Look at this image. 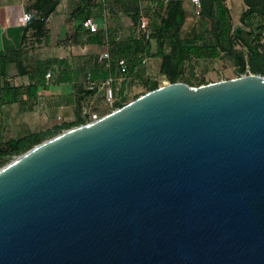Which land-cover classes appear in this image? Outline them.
<instances>
[{"label": "water", "instance_id": "water-1", "mask_svg": "<svg viewBox=\"0 0 264 264\" xmlns=\"http://www.w3.org/2000/svg\"><path fill=\"white\" fill-rule=\"evenodd\" d=\"M0 264H264V74L168 81L2 165Z\"/></svg>", "mask_w": 264, "mask_h": 264}, {"label": "crops", "instance_id": "crops-1", "mask_svg": "<svg viewBox=\"0 0 264 264\" xmlns=\"http://www.w3.org/2000/svg\"><path fill=\"white\" fill-rule=\"evenodd\" d=\"M35 1L0 0V143L34 132L54 121L58 115L64 118L65 123L73 122L78 102H82L86 95L92 93L87 89L88 81L84 78L86 71H90L91 78L98 81L111 79V85L115 90L121 88L129 78L128 74H121L117 63L119 58L126 59L128 73L129 67L133 72L137 70V66L133 67V60L136 57L139 60L146 59L145 64L151 63L153 70L160 71L161 58L154 54L157 48L152 49L151 44L149 53L136 56L130 52L119 51L120 43L135 37L134 35L114 43L112 59L106 60V67H103L104 63L97 64L95 61L90 63L91 56L100 55L108 50V47L106 44L90 41L93 38L92 34L95 33L88 32L84 27L83 21L87 17H84L81 11H89L88 17L96 21L98 19L95 16L96 13L90 9L88 2L94 1L96 4H101L104 0H54L55 8L45 22L44 28L47 29L48 34L46 38L50 41L54 36L58 38V34L61 35L62 31L65 35L68 26L63 24L70 22L71 25L78 24V27H74L73 33L74 39H80L81 43L80 45L73 43L66 49L58 48L51 53L46 51V54L42 56L37 54L31 65L26 67L24 58L28 47H26L25 39L28 32L34 29L24 25L21 17L25 12L36 13ZM228 1H223L228 10L230 7L239 5V0H236V4H230ZM181 2L186 18L185 2ZM145 3L149 4L148 0ZM68 16H71L72 20H69ZM91 46L95 49L91 50ZM34 52L37 51L34 50ZM17 62L21 63L20 67ZM48 72L49 76L46 75ZM137 72L143 75L149 74L148 65ZM5 84L12 89V96L15 97L12 101L5 100L3 97ZM29 85L36 86L32 96L28 95ZM15 123L18 125L12 127Z\"/></svg>", "mask_w": 264, "mask_h": 264}, {"label": "rangeland", "instance_id": "rangeland-1", "mask_svg": "<svg viewBox=\"0 0 264 264\" xmlns=\"http://www.w3.org/2000/svg\"><path fill=\"white\" fill-rule=\"evenodd\" d=\"M181 1L185 2L187 15L180 28L179 35L181 37L188 38L194 34H200L203 35L201 43L211 42L213 37L210 32L211 18L202 13L204 9H208L210 7L214 0H200V5L198 6L192 3L191 0ZM145 2H147V0H104L101 4H96L94 1L88 2L90 9L96 13L95 16L98 18L96 19L98 23V30L92 35L93 37L99 35L100 39H108L107 47L110 53L109 60L112 59L111 52L113 53L115 42L129 37V35H134V38L143 36L137 28V22L141 14L150 16V30L152 33L148 39H145L149 41L152 49L157 48V41L155 37L156 26L161 18L165 16L168 9V3L163 4L161 2L154 11H151L149 4ZM228 3L236 4V0H229ZM248 9H251L252 12L245 15L243 20H240L242 13ZM229 14L233 27L238 26L250 32L251 43L256 45L258 50L264 54V0H247V2L239 0L238 6L229 8ZM135 16L136 20L134 19ZM68 17L69 20H72L71 16ZM47 19L48 16L45 17V22ZM66 24H63V26H68L66 34L63 35L62 31L61 35L58 34V38L54 36L51 41L46 38L48 34L47 29L45 28L39 34H35L33 30L28 32L25 39L26 47H28L24 58L26 67L31 65L30 63H32L37 54L42 56L44 53L46 54V51L51 53L52 50H56L58 48L66 49L73 43L80 45L81 40L76 38L74 39L73 33L74 27H78V24L71 25L70 22ZM90 41L98 42L95 39H90ZM90 49L93 50L95 47L91 46ZM34 50L37 52H34ZM233 50V54L221 50L220 55L215 58H191V61L185 62L183 72L178 81H184L190 85H199L220 79L233 78L243 73L261 74L260 72L251 71L247 61L248 50L246 46H244L241 42H237L234 44ZM237 54L242 55L245 60L243 71H240L241 63L236 60L235 55ZM90 59V63L91 61H95L97 64L104 63L102 65L103 67H106V60L100 59L99 55L95 57L91 56ZM133 61V67L137 66V70L133 72L131 67H129V73H126L129 78L126 80L127 82L118 90H115L111 85L112 97H108L106 95L105 88H100V90L86 95L82 102H78L73 116L74 120L70 123L75 124L78 122H89L93 120L92 117L94 114L97 118H99L100 116L118 107L115 102L124 104L134 99L136 96L148 91L150 88L149 84L157 83L159 86L169 81L164 74L160 73L159 70H153V65L151 63H142L138 57L134 58ZM146 65L149 67V74L143 75L142 73L137 72L145 69ZM84 75V78H86L87 81L88 76L91 77L90 71H86ZM98 82L100 83L102 81ZM64 123V118L58 115L55 117L54 121L48 123L47 125H43L34 132L51 130V133L45 136V138H48L64 130L66 127L57 129V127L62 126ZM17 125L18 124L16 123L12 124V127ZM15 156L16 155L13 157ZM4 164L5 163H2L0 167Z\"/></svg>", "mask_w": 264, "mask_h": 264}, {"label": "trees", "instance_id": "trees-1", "mask_svg": "<svg viewBox=\"0 0 264 264\" xmlns=\"http://www.w3.org/2000/svg\"><path fill=\"white\" fill-rule=\"evenodd\" d=\"M223 1L224 0H214L208 9L203 10L202 14L208 15L211 18L210 32L213 37L211 42L201 43L203 35L194 34L188 38H182L179 35L180 28L185 19V11L181 0H169L167 12L156 26L155 37L157 41V51L154 53L161 58L160 73L164 74L169 81H178L183 72L185 62L191 61V58H215L220 55L221 50L233 54V46L237 42H241L247 47V61L251 71L264 74V54L258 50L256 45L251 43L250 32L241 27L233 28L229 10L224 5ZM244 1L247 2V0ZM55 5L56 1L54 0L35 1L34 8H36L37 11L27 25L29 28L34 29L33 31L35 34H39L43 31L45 25L44 19L54 10ZM81 12L84 17L90 15L89 11ZM251 12V9L243 12L241 20H243L245 15ZM134 19L136 20V16ZM92 39L97 40L99 43H103L99 35H96ZM118 49L122 53L130 52L136 56L137 54L149 53L150 43L142 36L138 38L130 37L124 41V43H120ZM235 57L236 60L241 63L240 71H243L245 64L243 56L237 54ZM17 65L20 67L21 63L17 62ZM157 86V83L149 84V90ZM4 87L2 93L4 99L8 101L14 100L15 97L12 96L13 92L9 85L5 84ZM27 89L28 95L32 96L36 91V86L29 85ZM115 104L118 107L123 105L119 102H115ZM81 123L83 122L75 124L64 123L62 126L57 127V129L63 127L69 128ZM49 133H51V130L31 132L22 137L1 142L0 165L13 159L14 155L17 156L35 144L47 139L45 136Z\"/></svg>", "mask_w": 264, "mask_h": 264}, {"label": "built area", "instance_id": "built-area-1", "mask_svg": "<svg viewBox=\"0 0 264 264\" xmlns=\"http://www.w3.org/2000/svg\"><path fill=\"white\" fill-rule=\"evenodd\" d=\"M141 1V0H140ZM149 6L151 8V11H154L159 3L167 4L169 0H148ZM192 3H194L196 6L200 5V0H191ZM34 17V14L31 12H25L23 13L21 17V21L24 25H28L31 19ZM150 16H145V15H140L138 22H137V28L138 30L142 33V35L145 38H149L151 36L152 31L150 30ZM84 27L88 30L90 33H94L98 30V23L92 18V17H87L83 21ZM103 43L108 45V39L103 38ZM100 59L103 60H109L110 58V53L108 50H105L99 55ZM142 63L146 62V59L141 60ZM117 63L119 65V70L121 74H126L128 72V64L125 58H119L117 59ZM47 76L50 75L48 72L46 74ZM100 88L104 89L106 91V95L108 97H112V87H111V79L104 80L102 82H98L97 80L91 78L88 76V86L87 89L91 92L98 91ZM93 120L97 118V116L94 114L93 115Z\"/></svg>", "mask_w": 264, "mask_h": 264}]
</instances>
